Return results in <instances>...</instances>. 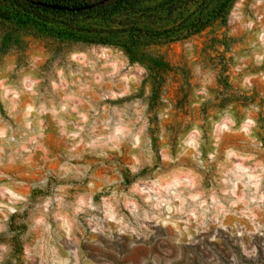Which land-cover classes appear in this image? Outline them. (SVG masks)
<instances>
[{"label":"clouds","instance_id":"9594fccd","mask_svg":"<svg viewBox=\"0 0 264 264\" xmlns=\"http://www.w3.org/2000/svg\"><path fill=\"white\" fill-rule=\"evenodd\" d=\"M22 40L0 55V264H115L156 240L174 264H261L264 0L149 49L174 70L155 104L121 48ZM225 236L226 262L204 243Z\"/></svg>","mask_w":264,"mask_h":264},{"label":"rangeland","instance_id":"374dc122","mask_svg":"<svg viewBox=\"0 0 264 264\" xmlns=\"http://www.w3.org/2000/svg\"><path fill=\"white\" fill-rule=\"evenodd\" d=\"M229 0H154L145 3L138 14L133 15L131 21H142L141 26L143 30H149L151 34L155 35L152 38H143L140 44H134L133 34L135 31L129 28V37L125 36L123 39H116L113 44L102 43H85L76 41L60 42L55 39L43 37L34 31H21V27L13 24L11 21H5L0 18V55L6 54L10 48L24 47L22 37H28L34 44L38 46L49 47L48 42H54L57 45L56 50L60 48L70 50L73 46H88V45H106L123 49L132 61H139L149 67L152 73V80L154 82L152 102L155 104L160 94V86L164 83V77L174 70L165 62L162 56H154L150 54L149 49L162 48L166 53H177L179 41L186 36H201L207 28L215 23L221 17H215L214 12L220 2ZM96 16V15H95ZM104 16L94 17L88 15L81 19L82 24L105 30L106 23ZM202 17V21L198 18ZM127 20L129 17L126 18ZM124 19L119 17L116 23H113L115 28H122ZM201 23L207 25L198 32V26ZM132 28V27H131ZM132 31V32H131ZM116 34L122 35L124 31L118 30ZM127 46V47H125ZM187 73H184L186 78ZM183 89L176 93L180 95ZM186 99V97H185ZM184 99H178V106L182 107ZM210 246L220 254L225 262L228 257V247L231 246V241L225 236L222 244H211ZM238 251V249H237ZM176 252L174 249L169 250V246L163 240H156L150 244L138 248L131 253H126L123 260L115 261V264H142L145 258L155 257L158 264H174V257ZM207 253L202 248L185 249L184 261L181 264H205ZM247 264V262H246ZM261 264H264V250L261 251Z\"/></svg>","mask_w":264,"mask_h":264},{"label":"trees","instance_id":"16d2710c","mask_svg":"<svg viewBox=\"0 0 264 264\" xmlns=\"http://www.w3.org/2000/svg\"><path fill=\"white\" fill-rule=\"evenodd\" d=\"M148 1L154 0H0V18L18 25L21 31H34L60 42L113 44L117 38L129 37L130 28L135 31L133 43L140 44L143 38L155 36L149 30H143L145 26H141L140 19L131 23L133 15H137ZM226 9L227 1L220 2L214 10V18L223 17ZM88 15L104 16L105 30L82 24L81 19ZM119 17L124 19L122 28H115L113 23ZM198 19L202 21V17ZM206 25L201 23L195 32ZM121 29L124 34H116Z\"/></svg>","mask_w":264,"mask_h":264},{"label":"water","instance_id":"95a60500","mask_svg":"<svg viewBox=\"0 0 264 264\" xmlns=\"http://www.w3.org/2000/svg\"><path fill=\"white\" fill-rule=\"evenodd\" d=\"M53 7H55V8H59V6H57V5H53Z\"/></svg>","mask_w":264,"mask_h":264}]
</instances>
